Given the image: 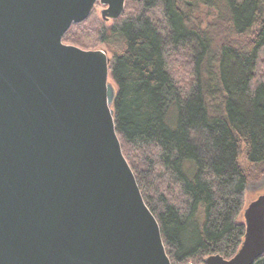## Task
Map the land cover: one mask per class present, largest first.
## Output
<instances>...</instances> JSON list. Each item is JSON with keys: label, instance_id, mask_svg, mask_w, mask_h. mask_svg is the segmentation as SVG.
Returning a JSON list of instances; mask_svg holds the SVG:
<instances>
[{"label": "trees", "instance_id": "16d2710c", "mask_svg": "<svg viewBox=\"0 0 264 264\" xmlns=\"http://www.w3.org/2000/svg\"><path fill=\"white\" fill-rule=\"evenodd\" d=\"M62 42L109 56L116 134L170 263L232 258L264 175V0H125Z\"/></svg>", "mask_w": 264, "mask_h": 264}, {"label": "water", "instance_id": "95a60500", "mask_svg": "<svg viewBox=\"0 0 264 264\" xmlns=\"http://www.w3.org/2000/svg\"><path fill=\"white\" fill-rule=\"evenodd\" d=\"M96 4L113 21L125 0H0V264H171L122 154L109 58L62 42ZM242 219L236 254L203 264L264 256V194Z\"/></svg>", "mask_w": 264, "mask_h": 264}, {"label": "rangeland", "instance_id": "374dc122", "mask_svg": "<svg viewBox=\"0 0 264 264\" xmlns=\"http://www.w3.org/2000/svg\"><path fill=\"white\" fill-rule=\"evenodd\" d=\"M103 9V6L98 4L94 6V16L96 17L97 20L102 21L105 24V27H109L112 25V20H108V21H104L101 18V10ZM96 50H101L105 52V48L104 46H99L95 49L92 50H86V51H96ZM106 53V52H105ZM107 55V54H106ZM107 57L109 58V56L107 55ZM110 83H112L111 81H109ZM240 163L242 165L243 168H245L248 173L250 174L252 171L250 169V167L248 166V164L245 162V160L241 157L240 158ZM249 183L248 186L246 188L245 191V195H244V207L243 209L247 206L248 203H250L251 201H253L257 196L264 194V175L262 177H250L249 178Z\"/></svg>", "mask_w": 264, "mask_h": 264}, {"label": "bare ground", "instance_id": "6f19581e", "mask_svg": "<svg viewBox=\"0 0 264 264\" xmlns=\"http://www.w3.org/2000/svg\"><path fill=\"white\" fill-rule=\"evenodd\" d=\"M259 259V258H258Z\"/></svg>", "mask_w": 264, "mask_h": 264}]
</instances>
